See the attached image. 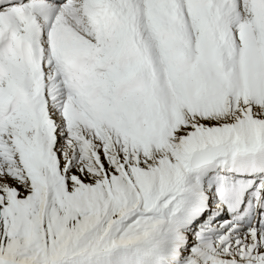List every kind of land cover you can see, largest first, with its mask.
Listing matches in <instances>:
<instances>
[{
	"label": "snow or ice",
	"instance_id": "snow-or-ice-1",
	"mask_svg": "<svg viewBox=\"0 0 264 264\" xmlns=\"http://www.w3.org/2000/svg\"><path fill=\"white\" fill-rule=\"evenodd\" d=\"M0 264H264V0H0Z\"/></svg>",
	"mask_w": 264,
	"mask_h": 264
}]
</instances>
